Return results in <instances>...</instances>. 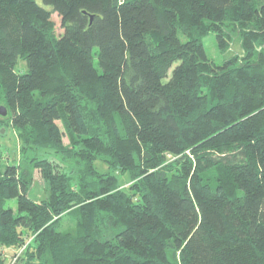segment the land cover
Returning a JSON list of instances; mask_svg holds the SVG:
<instances>
[{
  "label": "trees",
  "instance_id": "trees-1",
  "mask_svg": "<svg viewBox=\"0 0 264 264\" xmlns=\"http://www.w3.org/2000/svg\"><path fill=\"white\" fill-rule=\"evenodd\" d=\"M0 102V264H264V0H0Z\"/></svg>",
  "mask_w": 264,
  "mask_h": 264
},
{
  "label": "rangeland",
  "instance_id": "rangeland-1",
  "mask_svg": "<svg viewBox=\"0 0 264 264\" xmlns=\"http://www.w3.org/2000/svg\"><path fill=\"white\" fill-rule=\"evenodd\" d=\"M52 19L54 20L57 33L62 32L59 16L56 13H53ZM203 45L207 56L217 64H221L223 61H226L234 55L242 56L243 53L241 39L237 32H232L230 34L227 48L224 51L219 49L214 32H209L204 37ZM15 69L22 72L26 71L27 65L25 61L18 58L15 64ZM0 105H4L3 102H0ZM6 115H0V118H3L4 120V122L2 121L3 123H0V162L2 165L13 163L14 161L16 162L17 159L15 158L19 157V141L13 128L6 122ZM64 141L67 142L66 137H64ZM94 165L100 172H106L108 170L107 164L100 159H96L94 161ZM118 177L122 184L129 180L128 173L118 174ZM47 190L48 186L46 182L42 179L39 170H36L34 174V181L29 190V196L33 199H41L47 195ZM9 204H12V206L15 207V200L10 201ZM70 224L69 219H64V227L70 226Z\"/></svg>",
  "mask_w": 264,
  "mask_h": 264
},
{
  "label": "water",
  "instance_id": "water-1",
  "mask_svg": "<svg viewBox=\"0 0 264 264\" xmlns=\"http://www.w3.org/2000/svg\"><path fill=\"white\" fill-rule=\"evenodd\" d=\"M7 114V108L4 105H0V115L5 116Z\"/></svg>",
  "mask_w": 264,
  "mask_h": 264
}]
</instances>
